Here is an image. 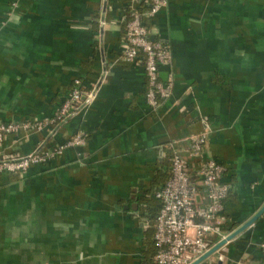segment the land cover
<instances>
[{"label": "crops", "instance_id": "obj_1", "mask_svg": "<svg viewBox=\"0 0 264 264\" xmlns=\"http://www.w3.org/2000/svg\"><path fill=\"white\" fill-rule=\"evenodd\" d=\"M126 3L0 0V122L38 125L7 135L0 158L86 134L0 176V264H155L141 197L165 183L172 149L202 134L231 186L220 229L245 228L198 264H264V0H167L146 20L172 57L160 68L171 97L155 111L143 64L122 60ZM98 79L89 105L46 125L76 81L89 92Z\"/></svg>", "mask_w": 264, "mask_h": 264}, {"label": "built area", "instance_id": "obj_2", "mask_svg": "<svg viewBox=\"0 0 264 264\" xmlns=\"http://www.w3.org/2000/svg\"><path fill=\"white\" fill-rule=\"evenodd\" d=\"M126 2L122 60L129 64H143L147 83L145 99L150 109L155 111L171 97V79H161L160 68L169 65L172 57L166 46L150 37L145 22L164 9L167 0ZM100 79L91 85L89 92L83 90L79 80L76 81L46 125L55 127L65 123L89 105ZM37 126L28 121L0 122V145L7 135ZM85 138L86 134L79 131L63 145H42L24 157L0 158V176L23 177L32 165L47 163L60 156L66 148L84 145ZM205 143L206 136L202 134L191 139L187 149H174L169 178L155 193L161 205L154 225L155 264H193L230 236L221 231L220 220L231 186L223 181L225 168L214 158L203 156ZM188 157L196 161L195 175L189 169ZM218 260L222 262L223 257L219 255Z\"/></svg>", "mask_w": 264, "mask_h": 264}, {"label": "trees", "instance_id": "obj_3", "mask_svg": "<svg viewBox=\"0 0 264 264\" xmlns=\"http://www.w3.org/2000/svg\"><path fill=\"white\" fill-rule=\"evenodd\" d=\"M170 152H171V150H170ZM172 154H173V149H172L171 156H170V162H169L170 165H171ZM170 165H169V168H170ZM14 176L18 177V175H14ZM168 178H169V176L167 177V179ZM157 190L158 189H156L152 193H149V195H148V193H146L145 196L141 197V201H143L141 203L143 205V208L141 209V211L143 212V215L145 217H147V219L149 221V224L151 225L150 226L151 228H152V226L154 228L155 220H156V217H157L158 212H159L160 207H161L160 202L155 198V193H156ZM155 250H156V248H155Z\"/></svg>", "mask_w": 264, "mask_h": 264}, {"label": "water", "instance_id": "obj_4", "mask_svg": "<svg viewBox=\"0 0 264 264\" xmlns=\"http://www.w3.org/2000/svg\"><path fill=\"white\" fill-rule=\"evenodd\" d=\"M252 222H250L248 225H250ZM246 225V226H248ZM245 227H242L240 229H238L237 231H235L234 233H232L227 239L226 241H223L222 243H220L219 245H217L216 247H214L211 251H209L208 253H206L204 256H202L199 260H197L196 262H194L193 264H198L201 261H203L206 257H208L210 254H212L213 252H215L218 248H220L222 245H224L227 241L231 240L233 237H235L238 233H240Z\"/></svg>", "mask_w": 264, "mask_h": 264}]
</instances>
